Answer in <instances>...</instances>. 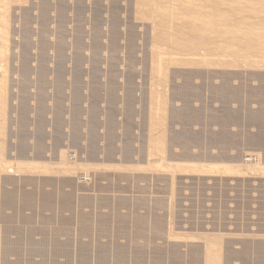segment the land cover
Returning a JSON list of instances; mask_svg holds the SVG:
<instances>
[{
    "label": "rangeland",
    "instance_id": "rangeland-1",
    "mask_svg": "<svg viewBox=\"0 0 264 264\" xmlns=\"http://www.w3.org/2000/svg\"><path fill=\"white\" fill-rule=\"evenodd\" d=\"M136 1L0 0V264H264V0Z\"/></svg>",
    "mask_w": 264,
    "mask_h": 264
},
{
    "label": "bare ground",
    "instance_id": "bare-ground-1",
    "mask_svg": "<svg viewBox=\"0 0 264 264\" xmlns=\"http://www.w3.org/2000/svg\"><path fill=\"white\" fill-rule=\"evenodd\" d=\"M138 1H140V2H142V1H144V0H138ZM138 1H136L137 3H138ZM147 1V0H146ZM156 1V0H155ZM169 1V0H168ZM167 0L165 1V2H168ZM214 1V0H213ZM227 1V0H226ZM229 1V0H228ZM230 1H232V0H230ZM236 1V0H235ZM148 2V1H147ZM147 2H145L146 4H148ZM150 2H152V1H150ZM150 2H149V4H150ZM157 2V1H156ZM156 2H154V3H156ZM159 2H161L160 0H159ZM215 2V1H214ZM216 2H219L218 4H220V1L218 0V1H216ZM137 3H136V5H137ZM139 4V3H138ZM143 4V3H142ZM160 5V4H159ZM164 5V4H163ZM165 7H166V5H164ZM200 6H203V5H200ZM220 6V5H219ZM161 7V6H160ZM163 7V6H162ZM164 8V7H163ZM192 9V8H191ZM194 10H195V8H193ZM189 10L188 11V9H187V11L190 13L191 11H193L194 12V10ZM236 9H238V10H240L239 8H236ZM235 8H234V10H236ZM224 10V9H223ZM187 12V13H188ZM193 12H191L192 14H193ZM195 12H196V10H195ZM226 12V11H225ZM225 12H223V13H225ZM239 11H236V13H238ZM201 13H203V12H201ZM209 13H211V12H209ZM203 14H206L207 15V13L205 12V13H203ZM196 15V14H195ZM205 15V16H206ZM212 15V14H211ZM189 16H190V14H189ZM192 16H194V14L192 15ZM214 16V15H213ZM207 17H209L210 18V16H207ZM216 17V16H215ZM220 17V16H219ZM222 17V16H221ZM205 18V17H204ZM217 18V17H216ZM214 21V20H213ZM227 22V21H226ZM215 23V22H214ZM214 25H216V23L214 24ZM219 24H217L216 26H218ZM226 25V24H225ZM227 25H229V24H227ZM219 26H221V25H219ZM6 32V31H5ZM4 34H6V33H4ZM3 53V52H2ZM190 60H193V59H190ZM189 59H188V61H189V64L192 62V61H190ZM186 61V60H185ZM193 61H195V60H193ZM185 63V62H184ZM186 64H187V61H186ZM192 65V64H191ZM194 65H197V64H195L194 63ZM79 123V122H78ZM66 166H68L67 164H65ZM3 166V164H2V162H1V159H0V168ZM38 167H43V168H46V166H38ZM219 168V167H218ZM229 171L231 170V171H239L240 169L239 168H237V167H232L231 166V168L230 167H228L227 168ZM225 171V170H224ZM237 173V172H236ZM256 173H258V172H256ZM86 179V178H85ZM210 253L211 254H213V251H210ZM212 260H213V262H216V264H218V261H216V259H214V258H212ZM211 264H212V261H211Z\"/></svg>",
    "mask_w": 264,
    "mask_h": 264
},
{
    "label": "built area",
    "instance_id": "built-area-1",
    "mask_svg": "<svg viewBox=\"0 0 264 264\" xmlns=\"http://www.w3.org/2000/svg\"><path fill=\"white\" fill-rule=\"evenodd\" d=\"M252 160H248L247 162L248 163H251V162H253V159H255V157H250Z\"/></svg>",
    "mask_w": 264,
    "mask_h": 264
}]
</instances>
